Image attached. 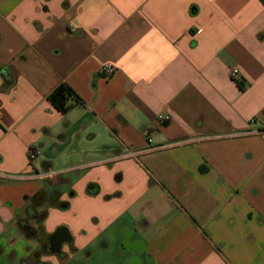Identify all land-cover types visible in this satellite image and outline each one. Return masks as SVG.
Instances as JSON below:
<instances>
[{"label": "crops", "instance_id": "1", "mask_svg": "<svg viewBox=\"0 0 264 264\" xmlns=\"http://www.w3.org/2000/svg\"><path fill=\"white\" fill-rule=\"evenodd\" d=\"M0 264H264V0H0Z\"/></svg>", "mask_w": 264, "mask_h": 264}, {"label": "trees", "instance_id": "2", "mask_svg": "<svg viewBox=\"0 0 264 264\" xmlns=\"http://www.w3.org/2000/svg\"><path fill=\"white\" fill-rule=\"evenodd\" d=\"M239 84L242 85V82H240ZM48 100L63 115L67 114L72 108L80 104V99L78 98L76 93L66 84H61L55 90H53L48 96ZM46 199L47 197L43 192H38L33 198V203L34 205H42L46 201ZM57 200V195H53L50 198V201L53 204ZM45 215L46 214H44L43 217H39V223L42 222V218H44ZM34 219H36V216H34ZM20 229L26 236L30 235L27 232L28 230L25 223H20Z\"/></svg>", "mask_w": 264, "mask_h": 264}, {"label": "flooded vegetation", "instance_id": "3", "mask_svg": "<svg viewBox=\"0 0 264 264\" xmlns=\"http://www.w3.org/2000/svg\"><path fill=\"white\" fill-rule=\"evenodd\" d=\"M34 216H36V219H34L36 222H40V215L38 213H36V215H33L32 218H34ZM26 226H27V232L28 234H30L29 236H32V237H38L39 234H41L40 232H37L38 230H35V228H33L32 226H30L28 224V222L26 223ZM54 234L52 235H47L44 239L42 238L40 241H38V250H36L34 253H33V261L36 262L38 261L39 259V256L41 254V252H45V253H48V254H55V253H61V247L55 251L54 249L57 248V245L55 243V238L53 237Z\"/></svg>", "mask_w": 264, "mask_h": 264}, {"label": "built area", "instance_id": "4", "mask_svg": "<svg viewBox=\"0 0 264 264\" xmlns=\"http://www.w3.org/2000/svg\"><path fill=\"white\" fill-rule=\"evenodd\" d=\"M116 71V67L112 64H108L106 66L103 67L102 69V74L106 77V78H109L110 76L113 75V73ZM231 76L233 78L234 81H236L237 83H240L242 82V78H241V75L239 74V71L237 69H234L232 70L231 72ZM160 120L162 121H166V120H169V116H160L159 117ZM152 143V140L150 139L149 140V144L151 145ZM154 146H150V148H152ZM130 155H134L135 152L134 151H130L128 152ZM40 154V152L38 150H31L30 153H29V158L30 160H34L38 155ZM53 173H46V174H35L33 176H30L28 177L27 179H30V178H36V179H41V178H45V177H48L50 175H52Z\"/></svg>", "mask_w": 264, "mask_h": 264}, {"label": "water", "instance_id": "5", "mask_svg": "<svg viewBox=\"0 0 264 264\" xmlns=\"http://www.w3.org/2000/svg\"><path fill=\"white\" fill-rule=\"evenodd\" d=\"M53 237L55 238V243L57 245V248L54 249L55 251H57L63 243H69L71 241V238H70V235L67 229L63 227L59 228L55 232Z\"/></svg>", "mask_w": 264, "mask_h": 264}, {"label": "rangeland", "instance_id": "6", "mask_svg": "<svg viewBox=\"0 0 264 264\" xmlns=\"http://www.w3.org/2000/svg\"><path fill=\"white\" fill-rule=\"evenodd\" d=\"M30 221L31 222H34V225L36 224L34 218H30ZM37 232H40L41 233V228L38 227V231ZM45 237L46 236L45 235H42V233H41V234L38 235L37 238H38V241H40L42 238L44 239ZM80 258H81V256H80Z\"/></svg>", "mask_w": 264, "mask_h": 264}]
</instances>
